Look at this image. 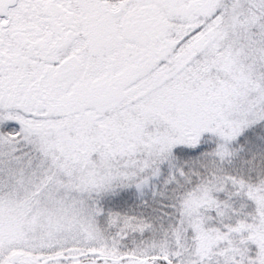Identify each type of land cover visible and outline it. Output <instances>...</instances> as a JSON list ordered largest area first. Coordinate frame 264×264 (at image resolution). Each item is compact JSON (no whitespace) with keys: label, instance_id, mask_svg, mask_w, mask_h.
<instances>
[{"label":"snow or ice","instance_id":"obj_1","mask_svg":"<svg viewBox=\"0 0 264 264\" xmlns=\"http://www.w3.org/2000/svg\"><path fill=\"white\" fill-rule=\"evenodd\" d=\"M0 264H264V0H0Z\"/></svg>","mask_w":264,"mask_h":264}]
</instances>
